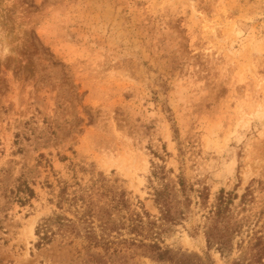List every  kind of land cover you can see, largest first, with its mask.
I'll use <instances>...</instances> for the list:
<instances>
[{
	"label": "rangeland",
	"instance_id": "obj_1",
	"mask_svg": "<svg viewBox=\"0 0 264 264\" xmlns=\"http://www.w3.org/2000/svg\"><path fill=\"white\" fill-rule=\"evenodd\" d=\"M102 177L147 211L172 262L70 234L40 243L44 219L72 216L56 206L59 186ZM22 182L35 192L24 204ZM221 190L243 230L223 254L206 238ZM254 232L264 233V0H0V264H264L237 245Z\"/></svg>",
	"mask_w": 264,
	"mask_h": 264
},
{
	"label": "trees",
	"instance_id": "obj_2",
	"mask_svg": "<svg viewBox=\"0 0 264 264\" xmlns=\"http://www.w3.org/2000/svg\"><path fill=\"white\" fill-rule=\"evenodd\" d=\"M154 176L161 183L158 176V172L154 171ZM156 190V201H160L163 204V214L165 218L175 220L177 215L172 216L171 200L168 196L167 185ZM182 189H185V183L183 180L179 181ZM60 190L56 194V206L59 209L64 210V206H67L66 212L72 214L70 217L67 213H57L54 211L52 216L44 219L37 227V234L40 236L42 244L53 241L58 235L63 236L70 234L76 238H82L87 243V247H101L112 253H119L124 248H128L131 245L148 248L154 251L157 255V259L171 261L169 256L170 250L163 248L159 242L150 239L149 232L153 228V222H146L149 219L145 209L141 212L130 209L129 203L126 199L124 192H114L107 188L105 177L92 181V184L84 185L79 180L73 183L63 182L59 186ZM14 190H11V192ZM17 193H24L25 195H19L18 200L24 204L28 199L32 198L35 194L34 190L25 183H19L17 186ZM98 197H104V205H97ZM217 202L215 210L213 211V223L206 232L208 248L216 246V249L223 254V244H227L232 250L233 239L237 235L243 236V230L237 223L228 221L230 211V204L233 202L234 197L230 192L220 191L217 196ZM120 215V220L114 218L113 212ZM182 213H180L181 215ZM164 218V219H165ZM227 219V220H226ZM226 222L225 227L220 230V223ZM153 223V224H150ZM149 225V226H148ZM152 227V228H151ZM128 229L129 234L132 237H125L122 231ZM249 234V233H248ZM217 239V241H214ZM245 240H241L237 245L241 250L249 247L251 249H257L256 262H263L264 259V233H252L250 235V244L248 246ZM198 256V255H197ZM188 257V255H187ZM172 262V261H171ZM178 264H205L202 262L201 257H197L195 260H188L179 262ZM237 264H241L237 261Z\"/></svg>",
	"mask_w": 264,
	"mask_h": 264
}]
</instances>
